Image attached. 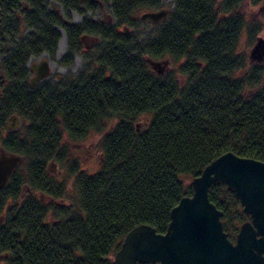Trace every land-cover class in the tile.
Instances as JSON below:
<instances>
[{"label":"trees","instance_id":"16d2710c","mask_svg":"<svg viewBox=\"0 0 264 264\" xmlns=\"http://www.w3.org/2000/svg\"><path fill=\"white\" fill-rule=\"evenodd\" d=\"M51 1L0 0V146L23 155L0 189V264H117L128 231L146 223L165 232L172 208L193 193L187 181L215 158L264 161V65L247 67L237 50L245 0H173L149 36L135 14L161 0H57L80 12L109 3L113 24L68 22ZM56 24L64 60L78 52L84 65L31 87L28 58L54 55ZM27 27L33 33L17 41ZM87 35L99 43L84 45ZM162 58L173 66L160 74L149 60ZM13 114L23 122L10 131ZM101 132L95 172L73 160L69 184L49 170L68 158L64 135ZM209 199L234 239L248 218L240 201L221 181Z\"/></svg>","mask_w":264,"mask_h":264},{"label":"water","instance_id":"95a60500","mask_svg":"<svg viewBox=\"0 0 264 264\" xmlns=\"http://www.w3.org/2000/svg\"><path fill=\"white\" fill-rule=\"evenodd\" d=\"M168 13L169 9L162 7L146 10L141 16L159 23ZM249 56L253 61L264 60L263 37L257 38ZM149 61L160 74L168 63ZM31 69L29 84L35 87L48 78L49 59L41 58ZM17 124L8 123L7 129L14 131ZM22 160L23 155L0 148V189ZM215 181L225 183L242 210L251 215V220L240 225L235 243L224 230L223 211L209 199V188ZM191 184L193 193L172 208L165 232H157L146 223L128 231L114 257L117 264H264V161L227 151L206 165Z\"/></svg>","mask_w":264,"mask_h":264},{"label":"rangeland","instance_id":"374dc122","mask_svg":"<svg viewBox=\"0 0 264 264\" xmlns=\"http://www.w3.org/2000/svg\"><path fill=\"white\" fill-rule=\"evenodd\" d=\"M162 7H165L167 9H171L173 6V0H161ZM51 8H54L56 11L60 12V15H63L64 18L68 22L71 23H81L84 19H88L92 22H109L113 24L114 18L112 16V11L110 8L109 3H103L101 6H96L93 10H84V11H77L72 8H65L59 1L52 0ZM264 4V1H260L257 4H253L251 0H245L242 8L241 13L245 17L247 21V26L243 29L239 43H238V52L241 56L244 57L247 67L250 68V66L254 63H262L264 65V60L261 62L253 61L250 59V51L253 48L254 44L257 41L258 37L264 38V8H261ZM28 5H24L23 8H27ZM85 9V6H83ZM24 11H18V14L24 16ZM53 12V11H52ZM136 18H140L143 21L139 23V27L137 28V31L140 32L141 35H147L149 36L152 31V26L155 24L150 19L142 18L140 16V13L137 12L135 14ZM20 20H22V16H19ZM254 25H257L260 27L259 30H254ZM24 25L20 26L22 28ZM56 29L61 32V37L59 38L57 42L56 51L53 56L49 55V53L43 52L40 55H31L28 58L27 61V68L29 71H31V66L33 63L39 62L41 58H47L49 59L50 64V73L48 78H57V75H65L68 73H77L84 65V58L82 53H74V56L72 60H64V55L67 51V39L64 35L65 33L60 28L58 24L55 25ZM127 31L134 32V28H130V30L127 29ZM33 33L32 28H24L23 33H19L16 40L22 41L24 38H27ZM61 39H64L65 44L59 45V42ZM99 43L98 38L94 35H87V37L83 38V44L88 46L89 48L93 47L95 44ZM168 60V63L164 66V69L172 68L173 63L168 58H162L157 60ZM162 64V63H161ZM163 66V65H162ZM4 75L3 72H0V76ZM32 75L30 74V77ZM43 81V80H42ZM0 84H5L4 80L0 79ZM18 123L16 130L20 129L22 126V119L17 118L16 120L12 119L11 116L8 119V123L15 122ZM103 132L101 133H90L86 138L81 139L80 141H71L67 138L66 135H64L63 143L66 145V150L69 151L68 158L64 163V167L61 165H57L54 163V161H51L49 165V170L54 173H58V177L60 179H65L66 182L71 184V178L68 176V169L69 165L73 160H77L81 166L86 168L89 171L95 172L100 163H101V155H102V146H101V140L103 137ZM0 148H3L0 146ZM191 182V180H188L187 183ZM2 264V263H1Z\"/></svg>","mask_w":264,"mask_h":264},{"label":"flooded vegetation","instance_id":"af4514ba","mask_svg":"<svg viewBox=\"0 0 264 264\" xmlns=\"http://www.w3.org/2000/svg\"><path fill=\"white\" fill-rule=\"evenodd\" d=\"M47 53V52H46ZM30 74L31 75H33V71H32V69H31V71H30ZM13 115H15V114H13ZM11 117H12V115H11ZM246 213V212H245ZM247 214V219H245L244 220V222L245 221H249V220H251V215L249 214V213H246ZM229 237V236H228ZM229 239L233 242V243H235L236 242V235H235V238L234 239H231L230 237H229ZM263 255H264V252H263ZM147 263H150V264H154L153 262H147ZM139 264H145V263H139Z\"/></svg>","mask_w":264,"mask_h":264},{"label":"bare ground","instance_id":"6f19581e","mask_svg":"<svg viewBox=\"0 0 264 264\" xmlns=\"http://www.w3.org/2000/svg\"><path fill=\"white\" fill-rule=\"evenodd\" d=\"M63 44H65V41H64V39H61L60 40V42H59V45H63ZM2 147V146H1ZM4 149V148H3ZM5 150V149H4ZM6 151V150H5Z\"/></svg>","mask_w":264,"mask_h":264}]
</instances>
